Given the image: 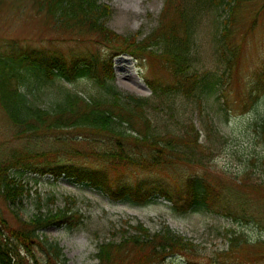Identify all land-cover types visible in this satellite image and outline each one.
Wrapping results in <instances>:
<instances>
[{
	"label": "trees",
	"instance_id": "16d2710c",
	"mask_svg": "<svg viewBox=\"0 0 264 264\" xmlns=\"http://www.w3.org/2000/svg\"><path fill=\"white\" fill-rule=\"evenodd\" d=\"M29 1L39 11H47L53 25L69 32L70 36L89 37L95 49H74L66 56L47 46L38 48L12 43L0 48V105L18 134H54L63 130L87 133L88 140L96 142L92 147L93 156L113 162L110 170L116 174L118 168L144 173L166 172L167 166L181 165L205 169L210 151L224 137L207 124L206 141L201 142L200 131L192 120L175 126L181 116L178 104L180 100L193 98L200 106L207 86L194 67L195 35L204 12L223 6L227 10L222 43L224 48H229L226 37L231 32L234 7L244 0H165L158 27L145 40L123 38L111 31L107 20L112 11L99 0ZM157 45L161 54L154 50ZM119 55L146 61L150 64L148 69L152 72L164 70L171 81L147 80L150 97L125 94L114 84L112 61ZM80 79H87L94 87V92L87 97L68 87ZM54 83L57 87L50 105L43 108L35 100L37 94ZM254 130L259 143L264 144V119L256 123ZM102 141L112 143L111 153L99 154L96 147ZM254 160L255 171H263L264 156L256 160L257 164ZM10 168V165L0 168V193L5 201L16 205L24 195V187L15 186L16 179L9 175ZM44 173L57 178L65 174L79 184H92L113 198L117 197L112 194L113 183L108 179L107 170L90 171L58 163L47 167ZM235 179L224 174L195 173L167 185L159 181L143 185L136 181L132 188L121 187L115 192L133 203H146L161 195L177 212L203 210L253 225L264 233V209L255 207L264 200V194L260 195L264 193V184L254 181V184H246L248 189L250 186L258 190L254 195L261 198H257L233 190ZM244 185L243 181L237 189ZM81 221L75 213L60 209L33 215L28 222L19 220L22 226L16 230L0 217V264H35L29 251L33 244L44 253L46 264H66L59 245L41 237V233L50 226L72 229ZM126 226L120 240H106L98 247V264H206V261L208 264H242L245 256L250 264H264V239L252 242L245 234L231 231L226 235L227 250L198 255L195 253L198 247L192 240L168 227L152 232L142 223L136 226L127 223ZM253 249L255 254L251 252Z\"/></svg>",
	"mask_w": 264,
	"mask_h": 264
},
{
	"label": "rangeland",
	"instance_id": "374dc122",
	"mask_svg": "<svg viewBox=\"0 0 264 264\" xmlns=\"http://www.w3.org/2000/svg\"><path fill=\"white\" fill-rule=\"evenodd\" d=\"M99 1L112 11L107 20L111 31L123 38L139 40H145L158 27L165 6V0ZM227 13L223 6L218 10H206L202 16L195 35L194 67L202 74L207 86L200 106L193 98L179 101L181 116L176 120L179 124H175L178 127L192 120L200 131L201 142L206 141L207 124L221 132L224 138L210 151L205 169L181 165L167 166L166 172L144 173L118 168L116 174L110 170L113 162L93 156L92 147L96 142L89 141L87 133L63 130L54 134L27 132L20 135L0 105V168L10 165L9 175L16 179L15 186L21 184L24 187V195L16 205L9 204L0 193V217L18 230L22 226L19 220L28 222L39 213L48 214L60 209L75 213L82 220L78 227L50 226L41 233V237L59 245L66 264H98V247L106 240H120L127 223L133 226L142 223L152 232L168 227L192 240L198 247L195 251L198 255L227 250L226 235L231 231L245 234L252 242L264 239V233L253 225L203 210L177 212L161 195L146 203H133L115 192L121 187L132 188L136 181L143 185L156 181L167 185L184 180L188 174L210 172L213 176L224 174L236 178L233 190L261 198L254 195L258 190L250 186L248 189L246 184L253 181L264 184V170L257 169V172V166L252 165V160L258 161L264 156V144L259 143L258 133L254 130L256 123L264 119V0H244L235 5L231 32L226 37L229 48H224L222 31ZM48 15L47 11L34 8L29 0H0V48H7L12 43L38 48L47 46L66 56L74 49H95L89 37L70 36L69 32L55 27ZM154 50L159 52V45ZM112 65L114 84L125 94L150 97L147 80L171 81L164 70L152 72L148 69L150 64L131 55L115 57ZM55 87L57 83L44 87L37 94L35 100L41 107L50 105ZM68 87L86 97L94 92L87 79H80ZM96 149L99 154L111 153L112 143L102 141ZM58 163L90 171L107 170L108 179L113 183L112 194L117 197L113 198L92 184H79L65 174L57 178L44 173L47 167ZM243 181L245 185L237 189ZM263 201L255 207L264 209ZM29 251L35 264H46L44 253L36 244L29 247ZM251 252L256 253L254 249ZM241 263L250 264L246 256Z\"/></svg>",
	"mask_w": 264,
	"mask_h": 264
}]
</instances>
